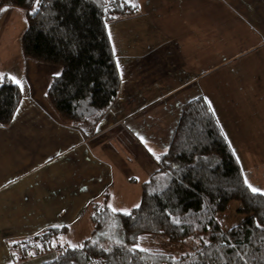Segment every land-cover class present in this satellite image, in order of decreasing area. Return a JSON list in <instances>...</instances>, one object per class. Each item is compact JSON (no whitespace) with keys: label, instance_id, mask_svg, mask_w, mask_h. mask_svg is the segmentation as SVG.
I'll return each mask as SVG.
<instances>
[{"label":"crops","instance_id":"crops-1","mask_svg":"<svg viewBox=\"0 0 264 264\" xmlns=\"http://www.w3.org/2000/svg\"><path fill=\"white\" fill-rule=\"evenodd\" d=\"M127 3L138 7L107 24L121 78L119 97L91 137L66 124L48 98L60 66L29 59L23 48H0L8 63L0 64V73L16 76L23 84L14 119L0 124V264H23L30 257H23V247L56 226H67L57 243L83 236L85 244L91 240L85 232L90 230L93 236L92 215L105 199L111 211L118 210L113 213L136 208L143 184L160 167L153 152L160 156L169 148L191 99L204 96L211 102L238 158L239 143L228 134L227 120L237 125L241 141L258 130L264 134V0ZM223 3L231 14L220 9ZM13 7L2 10L0 26L4 18L26 12ZM212 9L215 13L208 14ZM4 32L0 29V40ZM15 56L17 67L10 65ZM252 64L259 79L250 76ZM223 69L233 72V81L225 83L231 90L220 89ZM233 83L237 89L242 87L245 98L235 96ZM256 88H262L263 94L256 96ZM232 105L241 113L234 109L233 115ZM256 122L261 125L258 130ZM242 167L247 181L257 184L252 164ZM108 242L115 243L114 239L92 240L104 247ZM71 245L76 244L67 246Z\"/></svg>","mask_w":264,"mask_h":264},{"label":"trees","instance_id":"trees-1","mask_svg":"<svg viewBox=\"0 0 264 264\" xmlns=\"http://www.w3.org/2000/svg\"><path fill=\"white\" fill-rule=\"evenodd\" d=\"M8 6L26 11L25 56L62 69L48 91L62 120L88 137L95 135L97 124L117 101L121 84L107 24L134 8L124 0H42L39 11H34V0H0V13ZM4 77L0 80V124L8 125L23 91ZM160 157V167L143 184L140 207L132 209L131 216L113 213L106 199L92 215L93 235L117 225L110 239H122L123 246L114 243L104 247L111 251H105L87 241L84 248L74 249L57 243L67 226L52 227L36 235L35 241H25L29 244L23 247V257L35 245L40 252L58 250L56 258L41 264H243L235 252L264 257L260 240L264 194L253 193L245 183L242 164L204 96L185 104L171 144ZM231 201H239V213L248 217L243 231L234 236L218 220ZM145 234L163 235L172 243L206 240L194 252L179 257L130 251ZM229 242L236 247H227Z\"/></svg>","mask_w":264,"mask_h":264},{"label":"rangeland","instance_id":"rangeland-1","mask_svg":"<svg viewBox=\"0 0 264 264\" xmlns=\"http://www.w3.org/2000/svg\"><path fill=\"white\" fill-rule=\"evenodd\" d=\"M128 1H133V2H139L140 0H128ZM221 6V5H220ZM15 10H21L17 7H13ZM220 8V7H219ZM227 5H225L223 3L222 8H220L221 10L223 9L224 11H228L229 14H231L230 10ZM18 15H14V18H9L6 17L3 19L0 29L1 31L5 29V34L8 36H2L1 40H0V48L4 49L6 47H8L11 51L13 49H21L22 50V34L21 33V29L22 27H24L25 25L27 26V18H26V12H18ZM215 11L214 9H212L210 12H208V14H214ZM236 26H241V24H237ZM242 32H240V34L242 35ZM243 42V41H242ZM240 40L239 43V49H243L244 45ZM249 56V55H247ZM4 56H0V64L5 66L8 65V63L4 62ZM248 59V58H247ZM242 59H239V62ZM9 61V60H7ZM243 62V61H241ZM10 65H12L13 67H17L19 65L18 62V58L15 56V62L10 58ZM58 66V65H56ZM255 65H251L250 68V76H255V74L257 75V79H259V71L254 70ZM258 70V68H256ZM247 71V69H246ZM222 74L224 75V78L222 83H223V87H220L221 90H226L229 89L231 90V87H226L225 83L229 80H232V76H233V72L230 69L229 71H225L223 69ZM237 74V73H236ZM241 74L242 72H239V74H237V79L238 81L241 79ZM233 81V80H232ZM234 85V83L232 84ZM262 87V86H261ZM212 88V87H211ZM234 88H236V86L234 85ZM237 89V88H236ZM242 90V87H239V89L236 90L237 94L235 95L237 98H245L246 97V93L244 91H240ZM218 93V92H217ZM215 92V95L217 94ZM219 94H222V91H220ZM256 96L262 95L263 94V89L262 88H256L255 89V93ZM234 109L235 111H237L238 113H241V110L237 108V105H232L230 108L231 113L234 115ZM244 112H242L243 114ZM256 128L257 130L260 129V122H256ZM227 124L229 126H227L228 128H230L229 130H227L228 134H230L231 136H233L234 139H236L239 143V146L237 148L238 151V156L240 158V161L242 163V165L246 168L247 163L250 162L253 166L252 168V174L255 176V180L257 184H254L253 182V186L260 188L262 190H264V134H261L260 131L258 130L257 133H253L248 135L246 138H244L243 141H241V139L239 138V134H237L236 132V126L234 125L232 121L227 120ZM256 129H254L253 131L255 132ZM264 131V129H262ZM254 147V148H253ZM247 149H249V151H247ZM245 150V151H243ZM240 152V153H239ZM242 152L245 153V157L243 158V154ZM254 162V164H253ZM261 165L259 166L258 164ZM248 175V173H247ZM248 179H250L248 177ZM251 180V179H250ZM100 202V201H99ZM101 203V202H100ZM140 203V202H139ZM133 208V207H132ZM130 207V209L128 211H130L132 209ZM241 208V203L239 201H231L229 204V207L223 212L220 213L218 215V220L222 226V228L224 229V231L226 233H229L230 235H237L238 233L243 231L244 225L247 224V220L248 217L244 214L239 213V209ZM96 211V210H95ZM88 217V216H87ZM86 221H88V218L86 219ZM91 222V221H90ZM92 223H94L92 221ZM118 228L117 225H110L108 227V229L99 231L97 234L92 236V232L89 230H87L85 232L86 237H91V240H88L89 243H92V240H95L96 238H101V239H110L111 236L116 233V229ZM106 235H102V233ZM120 233V231H119ZM123 236V235H122ZM143 239H141L138 244L145 249H149L150 251L153 252H163V253H167L169 255H172L174 257H179L183 254L186 253H191L194 252L195 250H197L200 245L203 243L204 240H206V237H204V240H195L194 238H191L183 243H172L170 242L165 236L163 235H158V234H145L142 236ZM83 244V236L81 237H75L72 236L70 237V239H66L63 238L60 240V244L63 246H67L69 244ZM110 242H108L107 244H109ZM110 246V244H109ZM30 257L24 261L23 264H41L43 262L52 260L54 258L57 257L58 255V250L55 248L51 251H47V252H40L37 249V246L35 245L33 247V249L31 250Z\"/></svg>","mask_w":264,"mask_h":264},{"label":"snow or ice","instance_id":"snow-or-ice-1","mask_svg":"<svg viewBox=\"0 0 264 264\" xmlns=\"http://www.w3.org/2000/svg\"><path fill=\"white\" fill-rule=\"evenodd\" d=\"M128 0H125V3H127ZM34 3L36 5V8H34V11H39V7L42 6V0H34ZM122 6V5H121ZM133 7H138V5L136 4H133L132 5ZM5 77H4V74L3 73H0V80H3ZM11 79L17 84V85H20L21 87V90H23V84L21 82L20 79H17L16 76H11ZM209 106L211 105V102L209 101ZM212 111H214V109H212ZM140 139L142 141H144V137H140ZM149 151L150 152H153V150L151 148H149ZM166 149H165V154H166ZM153 155L155 156V158L157 159V161H159L161 159V157L159 155H156L155 152H153ZM245 183L248 185L249 189L253 192V193H261V194H264V190L260 189V188H257V187H254L253 185H251L247 179H245ZM111 207V206H109ZM135 207L139 208L140 205H136ZM112 211L113 212H116L118 211L116 208H112ZM122 211L124 214L126 215H129L131 216V212L128 211V210H120ZM177 224L180 223V220L177 219L175 221ZM56 227H59V226H56ZM257 227H261L259 224H257ZM102 235H104V233H102ZM140 239H143L142 237ZM261 240V243H264V236H262L260 238ZM94 243H97V242H94ZM115 243L118 245V246H123V240L122 239H116L115 240ZM205 243H209L208 241H205ZM74 249L75 248H84L85 245L84 244H79V245H71ZM227 247H231V248H235L236 246L235 245H232L230 242L226 244ZM100 247L104 248L103 245H100ZM105 251H111L110 248H104ZM130 251H140V252H148L150 251L149 249H145V248H142L138 243L137 244H134L133 247L131 249H129ZM217 251H219V246H217ZM162 255V254H161ZM208 255L210 256L211 253H208ZM234 256L236 257H239V259L243 262V264H254V262H256V264H264V257H261L259 254H253L251 256L248 255L247 252H245L243 255H241L240 252H235L234 253ZM224 257V253L223 252H220V258L223 259ZM247 257V258H246ZM175 259V258H173Z\"/></svg>","mask_w":264,"mask_h":264}]
</instances>
